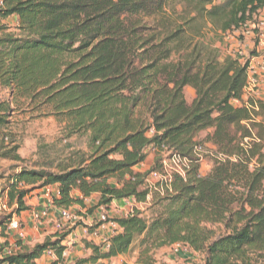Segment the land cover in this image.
Segmentation results:
<instances>
[{
    "label": "trees",
    "instance_id": "1",
    "mask_svg": "<svg viewBox=\"0 0 264 264\" xmlns=\"http://www.w3.org/2000/svg\"><path fill=\"white\" fill-rule=\"evenodd\" d=\"M263 10L264 0H0V20L14 18L17 31L0 27V160L14 164L0 187L12 208L0 213V264H39L49 251L48 264H66L67 233L32 249L11 239L8 223L30 210L31 192L55 187L59 213L107 214L114 201L144 203L153 173L163 179L153 216L109 218L117 225L109 247L86 244L90 254L70 264H114L136 241L146 253L185 245L204 264H264V100L244 98L249 59L221 58L215 39L205 43L209 33L258 36ZM17 112L54 119L61 140L83 139L84 149L47 168L21 166L8 133ZM203 144L214 152L205 175L196 157ZM151 151L153 164L137 171ZM164 158L185 161L183 174L167 175ZM208 226L225 232L215 238Z\"/></svg>",
    "mask_w": 264,
    "mask_h": 264
},
{
    "label": "rangeland",
    "instance_id": "2",
    "mask_svg": "<svg viewBox=\"0 0 264 264\" xmlns=\"http://www.w3.org/2000/svg\"><path fill=\"white\" fill-rule=\"evenodd\" d=\"M172 10L176 12L174 15H178L183 10V7L182 5H174L172 6ZM14 23V18L0 20V27H5L7 33L16 34L17 31L13 27ZM261 32L262 30L259 28L258 35L261 34ZM211 38L215 39L213 47L219 49L221 58L228 54L234 55L237 52H240V57L245 60L262 54L261 51L256 49L258 46L257 43H260L261 40L260 35L257 36V34H254L251 31V28L242 33L236 32L220 36L219 38H215L209 33L206 34L205 43L208 44L210 40H212ZM263 82L255 81L249 83L244 98H250L252 97V94L264 97ZM184 94L188 103L194 98V92L190 88H186ZM4 98H6V93L0 89V100ZM36 116V114L30 115L27 112H17L11 120L12 125L10 126V131L8 133L19 144L18 153L21 158L25 160L21 166L31 168H34L35 166H43L47 168L49 167L47 164L55 163L59 158L65 156L70 148L84 149L83 139H76L70 142L62 141L61 126L54 119L44 116L36 118ZM205 136L206 132H202L198 135V138L199 140H203ZM154 157L155 154L152 151L149 152L146 162L138 166L137 170L146 172L153 164ZM196 157L199 160L200 174H207L212 167L214 159L213 149L208 144H203L201 145L200 151L196 152ZM13 166V163L0 160V187L4 186L6 183L5 178L10 173V169ZM163 166L166 169L167 175H169L172 171L183 172L187 164L173 163L164 158ZM161 179V173H158L156 178L150 175L147 178L146 183L147 188L149 189V195L147 196L146 201L144 203H138V205L133 203V205L128 206L126 210L128 212L137 211L141 213L144 218H151L155 210L153 204L161 194L160 184L163 180ZM33 196L34 193L28 198V201H31ZM3 204H5L6 208L1 209L0 213L2 215L10 214L12 208H9L6 205L5 200L3 201ZM34 209H37V207H34L33 210ZM101 214L105 213L101 212L100 215ZM107 216L111 218L109 214H107ZM22 223L23 221H19V224ZM208 228L212 230L215 238L225 232L220 226H208ZM39 242L42 243L43 241L40 240ZM40 243L33 242L32 244L26 245V247L32 249L36 244ZM71 247L72 246L70 245L69 248ZM110 262L114 264H204V254L194 252L189 247L182 244H174L160 249H151L146 253L143 249L139 248L138 241H136L130 253L115 260H111Z\"/></svg>",
    "mask_w": 264,
    "mask_h": 264
},
{
    "label": "crops",
    "instance_id": "3",
    "mask_svg": "<svg viewBox=\"0 0 264 264\" xmlns=\"http://www.w3.org/2000/svg\"><path fill=\"white\" fill-rule=\"evenodd\" d=\"M259 17L262 21V32L260 35V43L256 49L264 54V10L261 12ZM256 60L257 57H252L249 64L248 75L250 83L255 81L263 82L264 80V72L257 69ZM262 85L264 86V82ZM46 189L47 188L37 189L28 195L26 204L30 207V210L21 213L17 218L18 221H23V223L20 224V231H11V239L14 236L20 237L23 240V243L28 245L33 242L40 243V240L44 241L47 237H50L58 230L63 233H67L68 235L63 242V245L66 247V251L63 256L65 263L70 264L74 260L84 258L90 254V250L86 248V244L100 246L103 244L104 238H109L112 235L111 233L113 232V228L109 227V225H101L92 229L98 231V237H93L90 233H87L91 227H96L98 225L97 219L101 213L100 209L96 210L91 216H89L86 214L85 210H80V208L76 207L75 210L72 209L71 211H80L78 221L71 223L62 220L59 211L50 204L51 197L56 196L57 194L56 188H49L51 191V196L49 198L46 195ZM33 193L34 196L31 198V201H28V198L33 195ZM95 203L96 197L86 200L87 207H91L95 205ZM136 204L138 205V203ZM131 205H133L132 200L119 202L114 201L107 214L110 215V219L126 217L128 214L132 213L126 210L128 206ZM34 207H37V209L33 210ZM42 212H45V216L41 218L40 221H36L35 217L40 215ZM70 245L72 246L71 248H69ZM53 260L54 259L45 255L40 259L39 264H48Z\"/></svg>",
    "mask_w": 264,
    "mask_h": 264
},
{
    "label": "built area",
    "instance_id": "4",
    "mask_svg": "<svg viewBox=\"0 0 264 264\" xmlns=\"http://www.w3.org/2000/svg\"><path fill=\"white\" fill-rule=\"evenodd\" d=\"M259 26L258 28H261V25H262V21L260 20V17H259ZM248 31V30H247ZM261 35V34H259ZM258 35V36H259ZM263 40V39H262ZM259 44V43H258ZM234 55H238L239 57L241 56V53L240 52H237L235 53ZM250 61H251V58H249V64H250ZM256 67L259 71L261 72H264V54H261L260 56H257V60H256ZM248 72H249V68H248ZM249 75H248V85H247V88L249 86ZM252 97H254L255 99H258V100H264V97H260L258 96L257 94H252ZM200 151V147H197L196 148V152H199ZM184 164H186L185 161H183ZM178 172V171H177ZM183 174V172H181ZM151 176L153 177H157V174L156 173H153L151 174ZM46 195L47 197L49 198L51 196V191L49 188L46 189ZM133 203H136L134 200H132ZM6 206L5 204H3V202H0V210L1 209H5ZM45 216V212H42L40 215H37L35 217V220L36 221H40L41 218H43ZM60 216H61V219L64 220V221H67V222H76L77 221V216L71 214L70 212H67V211H62L60 213ZM109 220V217L107 216V214H101L99 215L98 219H97V223L98 224H101V225H109V227L113 228V232L111 233L113 235L114 231L116 230L117 228V225L115 223H111L108 221ZM100 225V226H101ZM20 230V224H19V221L17 220L16 217H12V219L10 220L9 222V225H8V230L10 231H19ZM87 233H90V235H92L93 237H98L99 233L98 231L96 230H88ZM108 239L109 238H104L103 239V246L105 249H107L109 247V242H108ZM47 257L49 258H52V259H56L55 255L52 253V252H47L45 254Z\"/></svg>",
    "mask_w": 264,
    "mask_h": 264
}]
</instances>
